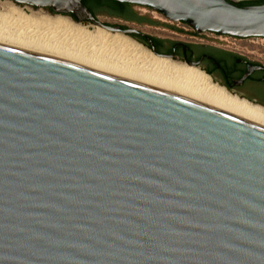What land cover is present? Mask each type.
<instances>
[{
  "label": "water",
  "instance_id": "obj_1",
  "mask_svg": "<svg viewBox=\"0 0 264 264\" xmlns=\"http://www.w3.org/2000/svg\"><path fill=\"white\" fill-rule=\"evenodd\" d=\"M9 1L171 59L101 23L88 0ZM110 1L197 34L264 38V4L236 5L253 0ZM247 67L232 85L261 69ZM0 264H264V126L0 43Z\"/></svg>",
  "mask_w": 264,
  "mask_h": 264
},
{
  "label": "bare ground",
  "instance_id": "obj_2",
  "mask_svg": "<svg viewBox=\"0 0 264 264\" xmlns=\"http://www.w3.org/2000/svg\"><path fill=\"white\" fill-rule=\"evenodd\" d=\"M0 43L176 93L264 126V108L230 94L204 72L158 58L119 34L89 32L63 18L32 19L12 8L0 14Z\"/></svg>",
  "mask_w": 264,
  "mask_h": 264
},
{
  "label": "flooded vegetation",
  "instance_id": "obj_3",
  "mask_svg": "<svg viewBox=\"0 0 264 264\" xmlns=\"http://www.w3.org/2000/svg\"><path fill=\"white\" fill-rule=\"evenodd\" d=\"M122 5L131 11H133L132 8L135 6L127 3H122ZM99 16L115 18L135 26L146 25L126 20L119 16H110L101 13L98 14L96 18ZM120 28L124 29L126 27L120 26ZM149 37L160 40L157 43L152 42L153 47L158 54L168 56L171 58L170 60H175L178 63H183L185 65L191 63L195 68L200 69L208 75L218 85L226 88L230 93L237 94L252 103L264 106V65L251 62L242 56L233 54L232 52L208 43H183L171 38ZM249 64L254 67H260L261 69L253 71L241 85H232L233 80H238L243 76L247 71V66ZM227 70H231V72H228Z\"/></svg>",
  "mask_w": 264,
  "mask_h": 264
},
{
  "label": "rangeland",
  "instance_id": "obj_4",
  "mask_svg": "<svg viewBox=\"0 0 264 264\" xmlns=\"http://www.w3.org/2000/svg\"><path fill=\"white\" fill-rule=\"evenodd\" d=\"M11 7V8H10ZM16 9L21 14L27 15V17H30L32 19H39L42 17H48V18H63L67 20L68 22L72 23L75 26H79L84 28L85 30L89 32H95L96 28L93 27L90 23H77L73 20H71L67 16H60V15H54L49 13L46 9H35L28 6H18L14 4L13 2L9 0H0V14H4L10 9ZM133 12L142 16L147 17L151 20L156 21L158 24L156 26H135L130 23H126L123 21H120L115 18L105 17V16H99L97 19L106 25L109 26H123L126 27L124 29H134L137 32L143 34L144 36H153V37H162V38H171L179 42L183 43H191V42H199V43H208L210 45L225 49L229 52H232L233 54L242 56L246 59H248L251 62H256L264 65V38H246V39H234L230 37L225 36H218L212 33H201L194 35V31L188 27L186 24L181 23H170L167 22L162 18V16L152 11L151 9L140 7V6H134L132 8ZM3 12V13H2ZM179 29L183 32L178 33L173 31L172 29ZM120 36L135 42L136 44L140 45L144 50L151 53V50L148 46H144L138 41L134 40L130 36L121 35ZM172 62L180 65H185L183 63H178L175 60H171ZM187 66V65H185ZM198 69V68H196ZM200 70V69H198ZM201 71V70H200ZM211 81L215 84L216 82L211 79Z\"/></svg>",
  "mask_w": 264,
  "mask_h": 264
},
{
  "label": "trees",
  "instance_id": "obj_5",
  "mask_svg": "<svg viewBox=\"0 0 264 264\" xmlns=\"http://www.w3.org/2000/svg\"><path fill=\"white\" fill-rule=\"evenodd\" d=\"M90 1H91V3H90ZM262 4H264V0L240 1L236 5L238 7H244V6L262 5ZM83 5L90 11V13L95 18L98 14L103 13V14H108L110 16H119V17H122L126 20H131L133 22L142 23V24H146L149 26H156L158 24L156 21L151 20L147 17L138 16L133 11L128 10L124 5H122V3H117L115 1L88 0V1H83ZM67 17H69L71 20L74 21V19L70 15ZM180 23H182V22H180ZM182 24H184V23H182ZM172 30L175 32H178V33L183 32L179 29H174V28ZM194 34L196 35V33H194ZM130 37L133 38L134 40L138 41L142 45L147 46L144 38H139L137 36H130ZM146 37H148V36H146ZM148 38H150L151 42H154V43H157L160 41L159 39H155L152 37H148ZM227 71L231 72V70H227Z\"/></svg>",
  "mask_w": 264,
  "mask_h": 264
},
{
  "label": "built area",
  "instance_id": "obj_6",
  "mask_svg": "<svg viewBox=\"0 0 264 264\" xmlns=\"http://www.w3.org/2000/svg\"><path fill=\"white\" fill-rule=\"evenodd\" d=\"M180 23V22H179ZM182 24V23H181ZM225 37H228V36H225ZM230 38H233V37H230ZM234 39H236V38H234Z\"/></svg>",
  "mask_w": 264,
  "mask_h": 264
}]
</instances>
